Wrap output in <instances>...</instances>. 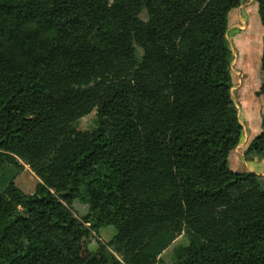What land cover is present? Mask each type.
<instances>
[{
  "label": "trees",
  "instance_id": "1",
  "mask_svg": "<svg viewBox=\"0 0 264 264\" xmlns=\"http://www.w3.org/2000/svg\"><path fill=\"white\" fill-rule=\"evenodd\" d=\"M240 3L0 0V264H187V221L247 185L264 197V175L229 162L243 134L227 37ZM245 154L264 158V116ZM25 164L43 183L13 193ZM214 248L223 264H264L232 240Z\"/></svg>",
  "mask_w": 264,
  "mask_h": 264
},
{
  "label": "rangeland",
  "instance_id": "2",
  "mask_svg": "<svg viewBox=\"0 0 264 264\" xmlns=\"http://www.w3.org/2000/svg\"><path fill=\"white\" fill-rule=\"evenodd\" d=\"M141 18L147 19L144 10ZM264 26L262 24L258 0H241L240 5L233 8L229 13L227 37L233 52L232 93L238 108V114L243 124V134L240 143L230 153L231 167L234 170H249L252 162L248 159H264L245 154L250 141L261 132V119L264 116V93L258 92L263 81L261 71V56L263 52ZM96 108L81 116L77 126L81 130H92L95 126ZM248 163H246V162ZM240 165V166H239ZM43 183L40 177L29 164L17 175L12 183V192L22 190L26 193L35 192L37 186ZM255 190L257 187L255 186ZM257 197V194L253 191ZM247 195V194H246ZM251 204L242 206L240 210L234 202L224 204L216 211L203 214L186 222L182 236L193 244L191 253L187 254V264H194L192 258H198L200 254L208 257L204 264H208V258L212 253L208 252V241L227 243L232 240L234 248L244 263L254 262V249L260 238L252 239L253 235L264 234L261 220L264 218L262 204L254 201L255 196L248 195ZM64 204V203H63ZM65 205V204H64ZM245 205V204H244ZM233 206V211L230 207ZM71 211L72 207L66 205ZM77 209H83L79 204ZM75 211V210H74ZM233 212V213H232ZM244 222H239V219ZM116 229L112 226H104L99 232L92 233L84 242L86 250L97 252L101 243H107L115 234ZM248 233L250 237H247ZM210 242V241H209ZM200 251V252H199ZM214 255V254H213ZM209 264H218L216 258Z\"/></svg>",
  "mask_w": 264,
  "mask_h": 264
},
{
  "label": "crops",
  "instance_id": "3",
  "mask_svg": "<svg viewBox=\"0 0 264 264\" xmlns=\"http://www.w3.org/2000/svg\"><path fill=\"white\" fill-rule=\"evenodd\" d=\"M247 161H251L252 162V165H253L251 168L250 167L248 168L249 170L255 171L257 173H260V174H263L264 175V159L254 158V159H248ZM229 162H230V166H231V159H229ZM254 188H255V185L254 184L244 186L240 190H238V191L230 194L229 196L221 199L213 207L209 208L208 211H206V212H204V213H202V214H200V215H198L196 217H199V216H201L203 214H206V213H210V212L216 211L218 208H220L224 204H227L229 202H234L232 200H236V202H234V207L237 206L238 207V210H240L242 208V206H246V205L251 204V202L249 200L250 197L248 195H251V196L252 195L255 196V195H254V193H250V191H253V192H255L257 194V197L255 196V198H253V199H254V201L258 202L259 205L262 204L263 205V209H264V197L262 195H260V193L258 192L257 189L255 190ZM234 207L231 206L230 207V210L233 211V208ZM234 211H236V207L234 208ZM239 222H244V221L241 218V219H239ZM209 241H208V249H209L208 252L212 253V255H211L210 258H208V264L210 263V261H213V259H215V258H216L218 264H223V254L222 253H219L214 248L215 244H221L222 245L223 243H218L217 241H212V240H209ZM255 246H257L260 249V254L262 256H264V239L261 238L256 243Z\"/></svg>",
  "mask_w": 264,
  "mask_h": 264
}]
</instances>
